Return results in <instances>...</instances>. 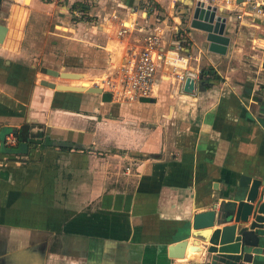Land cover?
<instances>
[{"label":"crops","instance_id":"crops-1","mask_svg":"<svg viewBox=\"0 0 264 264\" xmlns=\"http://www.w3.org/2000/svg\"><path fill=\"white\" fill-rule=\"evenodd\" d=\"M56 1L30 0L29 15ZM113 1L104 18L96 12L94 21L55 23L67 28L66 37L45 34L42 45L34 22L24 23L20 38L9 37L10 17L0 22L7 27L0 42V264L204 262V251L189 250L206 244L188 226L193 213L227 201L241 174L260 179L264 189V63L239 56V45L233 51L234 20H227L220 53L190 25L193 0H153L157 10L145 18L131 10L137 0ZM178 2L188 5L180 8L186 22L173 13ZM120 20L136 23L137 31L119 35ZM154 26L168 63L157 67L149 97L123 100L107 88L60 90L40 82L71 83L46 68L107 74L132 58ZM257 37L250 47L264 57ZM54 40L71 54L57 53L58 64L49 56ZM187 72L197 75L194 92L178 77ZM182 240L184 257L176 259L169 248Z\"/></svg>","mask_w":264,"mask_h":264},{"label":"water","instance_id":"water-1","mask_svg":"<svg viewBox=\"0 0 264 264\" xmlns=\"http://www.w3.org/2000/svg\"><path fill=\"white\" fill-rule=\"evenodd\" d=\"M189 12L190 10L186 11V13ZM190 14V25L206 32L208 48L224 53L228 42V37L224 34V19L217 17V21L212 24L214 12L203 10L199 6H195ZM6 32L7 27L0 24V42L3 41ZM46 69L52 71L51 74L63 78L78 77L80 74L76 71L58 72L54 69ZM40 82L60 90L81 91L83 89L81 86L55 83L47 79H41ZM197 86L198 83H195L193 77L186 76L183 82L184 91L194 92ZM84 91L101 92L102 87L92 85ZM260 184V179L241 174L238 187L225 194L227 201L222 199L218 207L213 205L209 209L193 213L192 218L187 221L188 226L192 225L191 233L201 237L206 243L204 246L193 244L189 247L190 251L195 249L205 252L206 260L204 262L196 260L194 261L195 264H264V200L260 199L264 189L259 191ZM230 220H234V223H226ZM216 222L223 223V225L213 228ZM176 244H181L176 249L179 248L183 253L186 242L182 240L171 244L170 251L172 246H176ZM172 257L175 256L172 254ZM197 257L198 255H195L188 260ZM199 258H201L200 255ZM175 264L189 263L178 262Z\"/></svg>","mask_w":264,"mask_h":264},{"label":"built area","instance_id":"built-area-1","mask_svg":"<svg viewBox=\"0 0 264 264\" xmlns=\"http://www.w3.org/2000/svg\"><path fill=\"white\" fill-rule=\"evenodd\" d=\"M193 4L194 7L199 6L203 10L214 12L212 24L217 21V17H220L224 19L225 28L227 20L232 18L239 28L244 25L264 29V0H193ZM131 10L137 11L145 18L148 13H155L157 8L153 0H137ZM119 25L118 34L122 35L133 29L136 23L134 25L131 22L127 25L126 21L120 20ZM175 30L180 33L185 32L182 27H175ZM262 34L257 38L264 40V33ZM162 62L168 63V60L162 45V33L157 26H154L143 36L141 47L132 58L120 63L118 69L105 74L101 83L95 82L93 85L107 88L113 96L123 100L149 97L153 93L157 67ZM186 76L194 78L197 75L193 72L178 73L181 80ZM12 138L8 135L5 142H9ZM260 199L264 200V193L261 194Z\"/></svg>","mask_w":264,"mask_h":264},{"label":"rangeland","instance_id":"rangeland-1","mask_svg":"<svg viewBox=\"0 0 264 264\" xmlns=\"http://www.w3.org/2000/svg\"><path fill=\"white\" fill-rule=\"evenodd\" d=\"M73 1L74 0H58L54 3L55 5H53L52 8L44 9L42 10V12H38L36 13L35 16H33V15H29V10L27 8L28 4L24 2L23 4L21 0H18L15 3L13 0H3L0 3V22H4V23L7 22L9 17L11 18L12 16H14V12L16 11V9L23 6V9L26 12L24 23H26L27 21L29 23L34 22V24L36 25V28L33 32V35L37 41V45L39 44L42 45L45 34L46 35L49 34L53 37L61 38V37H64L62 35H65L66 32H68V31H64L62 29L57 28L55 23H62V24L65 23V26L67 27V26H71V24H81L82 22L94 21L93 19L97 18L94 15V13L96 12L99 13L101 18H104L103 17L105 15L104 13L107 12V16L111 14L112 13L111 11L113 10V6L114 4H116V2H114L113 0H82L79 2L76 1L75 4H73L74 3ZM65 2L66 4H64ZM61 4L63 7L61 6ZM79 4H82L81 5L82 7L79 6ZM65 6H70V8L68 9V7L66 8ZM187 6L188 5L186 3L178 2L175 8L173 9L174 11L173 13H175V15H180L183 22H186L187 19H186L185 14L182 13V11H180V8L185 9L187 8ZM151 13H154V12H151ZM140 17L143 18L142 16ZM234 22L235 24H237L235 20ZM132 30L134 32L136 30V27L133 28ZM49 32H52V33H49ZM261 33H264V29H261V27L255 28L253 26L242 25L239 28L237 27V25H235L234 27H232V36H234L235 34L236 36L234 38H236L237 41L234 40L233 51H235V49H237L238 48L237 46L239 45L241 46V49L237 50L238 51L237 53L239 56H241L244 59L246 58V60H249L250 58L252 59V57H258L262 61L252 59L253 60L252 62L257 65H260L261 63L263 64L264 63L263 62L264 57L262 56L263 53L258 49L252 51L250 47L252 45V41L250 38H252L253 36H260ZM49 46L51 50L55 52V56L49 51L50 48L48 49V51L46 50V52H50L49 56L54 58L52 59L54 63H56V61L58 62L63 61V57H59L58 54L60 56L61 55H71V54H66V51L61 48L62 42L60 41L54 40L49 43ZM34 49L38 51L39 46L38 48L36 47ZM64 59L68 61V57H64ZM58 62L56 64H58ZM119 66L120 64L114 65L110 71H112L113 69H118ZM110 71H108V73ZM104 75L105 74L103 73L100 75H96V76L93 75L91 77L92 79L91 78H88V79H90L91 81L92 80L94 81L95 79V82L97 80V82L101 83L102 81L101 79Z\"/></svg>","mask_w":264,"mask_h":264},{"label":"bare ground","instance_id":"bare-ground-1","mask_svg":"<svg viewBox=\"0 0 264 264\" xmlns=\"http://www.w3.org/2000/svg\"><path fill=\"white\" fill-rule=\"evenodd\" d=\"M24 3L28 4L30 2V0H23ZM20 7V6H18ZM133 14V13H132ZM25 15H26V12L25 10L23 9V6L20 7V8H17L16 11L14 12V16L11 17V24H10V27H9V37H11L12 35L16 38H20V35H21V29H22V25L24 23V20H25ZM129 20V19H128ZM130 22L129 21H126V24L128 25ZM57 28L59 29H62V30H66L67 28L61 24H57L56 25ZM8 34V33H7ZM7 37V36H6ZM7 39V38H6ZM5 40V39H4ZM259 43H264V40H257ZM176 60V59H175ZM175 63V62H174ZM179 64V62H178ZM43 72H46L48 74H51L52 71L50 70H47V69H43ZM56 74V73H54ZM88 76V75H87ZM92 79V78H91ZM70 82V81H69ZM92 81L90 79H88L84 73H81L79 74L78 77H72L71 78V83H69L68 85H74V86H81L83 87L82 90L86 89L87 87L91 86L92 84ZM101 96V95H100ZM181 245V244H178L176 246V248ZM183 245V243H182ZM171 253L175 256L176 259H180V258H183L182 257V252L180 251V249L178 248V250L174 249L173 247L171 248ZM189 258V257H188Z\"/></svg>","mask_w":264,"mask_h":264},{"label":"trees","instance_id":"trees-1","mask_svg":"<svg viewBox=\"0 0 264 264\" xmlns=\"http://www.w3.org/2000/svg\"><path fill=\"white\" fill-rule=\"evenodd\" d=\"M82 4H79V6H81ZM82 7V6H81ZM203 72H210V70H205L203 69Z\"/></svg>","mask_w":264,"mask_h":264}]
</instances>
